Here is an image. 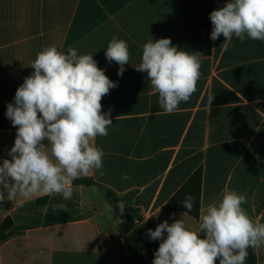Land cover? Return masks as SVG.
Wrapping results in <instances>:
<instances>
[{
    "label": "crops",
    "instance_id": "1",
    "mask_svg": "<svg viewBox=\"0 0 264 264\" xmlns=\"http://www.w3.org/2000/svg\"><path fill=\"white\" fill-rule=\"evenodd\" d=\"M226 2L0 0V106L14 99L43 47L92 54L118 86L101 101L102 111L112 109L113 124L106 137L95 139L105 153V175L93 171L82 178L119 196L132 193L129 209L140 223L182 219L196 230L207 205L225 190L246 195L242 207L264 223V41L234 36L225 45L223 35L210 39L209 15ZM114 36L128 43L131 54L122 76L119 65L105 58ZM160 38L201 54L197 90L173 113L160 108L147 74L135 69L142 46ZM15 136L16 129L0 130V163L10 159ZM197 169L202 170L198 218L163 212ZM124 174L131 178L122 179ZM93 189L73 185L70 200L55 193L9 200L5 191L0 226L10 219L11 227L0 241V264H132L114 213L109 220L104 197ZM255 250L257 264H264V247ZM137 258L151 264L146 252Z\"/></svg>",
    "mask_w": 264,
    "mask_h": 264
},
{
    "label": "clouds",
    "instance_id": "2",
    "mask_svg": "<svg viewBox=\"0 0 264 264\" xmlns=\"http://www.w3.org/2000/svg\"><path fill=\"white\" fill-rule=\"evenodd\" d=\"M209 19L212 40L223 35L225 45L234 36L241 42L264 41V0H227L211 11ZM130 55L128 43L115 36L105 50L107 62L119 65L118 76L123 75ZM200 56L173 45L170 38L151 39L142 46L135 69L147 74L164 112L178 111L180 103L188 102L197 90ZM30 67L34 71L16 89L14 103L7 105L5 113L16 136L10 159L0 163V201L5 191L9 200L53 193L70 200L75 180L93 171L105 175V153L95 139L106 137L113 124L112 109L102 111L101 101L118 85L92 54L81 55L75 48L65 53L55 45L45 46ZM246 202V195L225 190L207 205L198 229L192 230L182 219L171 224L165 220L149 229V238L161 241L152 264H245L249 248L264 247V223L250 218L242 207ZM181 203L188 213L192 211L191 195ZM116 208L122 216L126 207L123 201L115 208L105 203L109 220Z\"/></svg>",
    "mask_w": 264,
    "mask_h": 264
},
{
    "label": "trees",
    "instance_id": "3",
    "mask_svg": "<svg viewBox=\"0 0 264 264\" xmlns=\"http://www.w3.org/2000/svg\"><path fill=\"white\" fill-rule=\"evenodd\" d=\"M9 103H14V99L10 102L0 106V130H12L16 129L13 127L11 121L6 117L5 113L7 110V105ZM73 185H85L94 188L97 190L105 199L107 203H110L115 208V205L118 201H123L125 204V211L121 216L119 209L116 208L114 216L119 227L121 235H123L124 241L126 242L128 248L131 250L135 261L132 264H142L141 261L137 258L142 252H146L149 260L152 264L154 259V252L158 249L160 241L151 240L147 235L148 230H154L156 228V221L154 218L147 220L146 222L140 223L141 220L135 221L131 216V211L129 209V203L132 198V193H127L124 195H117L109 188L93 181L90 178H80L75 180ZM201 187H202V170L197 169L179 188V190L173 195V197L162 207L163 212H186L188 216L197 219L199 216L200 210V196H201ZM191 195L193 197V209L190 213L187 212V209L182 206V201L186 196ZM117 215L120 216V219L123 221L121 224L117 220ZM127 226V233L123 232V225ZM11 227L10 219H7L0 226V241L5 240L8 235L5 234ZM218 264V261H217ZM245 264H257L256 262V250L249 248L248 256Z\"/></svg>",
    "mask_w": 264,
    "mask_h": 264
},
{
    "label": "water",
    "instance_id": "4",
    "mask_svg": "<svg viewBox=\"0 0 264 264\" xmlns=\"http://www.w3.org/2000/svg\"><path fill=\"white\" fill-rule=\"evenodd\" d=\"M123 232H124V234L127 233V226H126V224L123 225Z\"/></svg>",
    "mask_w": 264,
    "mask_h": 264
}]
</instances>
